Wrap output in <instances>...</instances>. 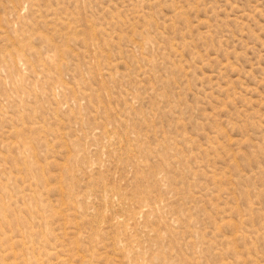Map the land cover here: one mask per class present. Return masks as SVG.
<instances>
[{
	"label": "rangeland",
	"instance_id": "374dc122",
	"mask_svg": "<svg viewBox=\"0 0 264 264\" xmlns=\"http://www.w3.org/2000/svg\"><path fill=\"white\" fill-rule=\"evenodd\" d=\"M0 264H264V0H0Z\"/></svg>",
	"mask_w": 264,
	"mask_h": 264
}]
</instances>
